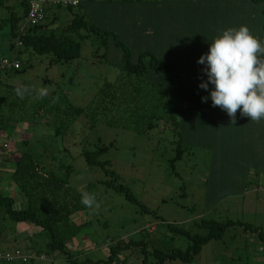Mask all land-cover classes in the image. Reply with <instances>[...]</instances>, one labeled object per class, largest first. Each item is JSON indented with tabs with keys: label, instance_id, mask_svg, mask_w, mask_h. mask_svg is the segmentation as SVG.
<instances>
[{
	"label": "rangeland",
	"instance_id": "rangeland-1",
	"mask_svg": "<svg viewBox=\"0 0 264 264\" xmlns=\"http://www.w3.org/2000/svg\"><path fill=\"white\" fill-rule=\"evenodd\" d=\"M101 1L107 4L104 11L114 9L112 3L117 2ZM130 1L136 3L129 0L128 4ZM4 5H0V56L12 58L16 49L11 50L9 45L16 40L10 38L8 22L3 20L11 12L21 15L22 0H5ZM48 11V14L56 11L67 15L70 20L82 13L89 24L112 30L124 42L132 59L147 51L141 42L145 37H140L137 46L129 34L119 31V24L111 25L108 20L104 29L99 23L101 19H96L98 23L92 21V11L83 2L71 11L54 7ZM63 24L60 22L58 26ZM80 33L86 34L84 30ZM121 54L122 49L112 39L102 45L93 34L81 41L80 54L71 61L52 62L51 54L19 48L20 71L0 73V121L5 122L12 115L18 122L0 132V168H5L0 169V193L13 198L12 208L27 207L26 196L10 180L13 164L24 152L43 170L64 179L62 201H65L60 206L58 203V207L51 202V207L45 210L61 207V213L65 214L66 206L71 208L78 203L82 207L71 213L69 223L60 224L58 231L66 230V237H71L74 230L69 234L70 230L79 226L65 246L74 259L88 264H110L106 262L110 248L130 240L144 241L145 248L119 249V256L112 264H155V250H185L189 245L187 237L169 231L168 225L191 235H205L207 229L199 225L202 220H232L261 227L264 233V161L221 159L211 150L185 145L184 121L179 112L181 102H169L168 95L164 99L165 110L157 112L158 121L150 129L146 116L152 111L150 106L140 108V99L139 107L127 106L130 97L125 104L124 98H105L102 91L105 83L126 82L118 69ZM157 75L148 72L146 79L158 86L163 81H155ZM162 77L163 74L159 78ZM20 86L47 87L49 95L35 100L33 92L21 100L15 94ZM133 86L144 93L141 89L144 85L140 87L133 80ZM76 109L82 112H74ZM98 148H105L96 155L98 161H107L108 165L91 166L85 161L82 151ZM4 149L13 157L2 163ZM104 169L112 175H107ZM112 177H116V186L129 190L135 202L104 183ZM82 191L96 194L101 204L99 211L91 213L77 199ZM47 198L54 201L48 195ZM39 229L29 223L13 222L0 204V250L19 249L24 254L45 255V260L32 259L24 264H69L64 253L46 248L44 244L49 240L46 232L30 234ZM254 237L241 227L229 228L221 240L204 245L192 262L171 264H264V245Z\"/></svg>",
	"mask_w": 264,
	"mask_h": 264
},
{
	"label": "trees",
	"instance_id": "trees-1",
	"mask_svg": "<svg viewBox=\"0 0 264 264\" xmlns=\"http://www.w3.org/2000/svg\"><path fill=\"white\" fill-rule=\"evenodd\" d=\"M4 1L5 0H0V5L3 7L5 6ZM83 1L80 0V3L77 7H80ZM253 1L261 2V4H264V0ZM127 2H129V0H127ZM65 10L71 11L72 8L67 7L65 8ZM26 12L27 0H22L21 15L18 16L16 15V13L11 12L10 16L3 20L4 22H8V34L10 38L16 40L14 44L9 45L11 50L16 49V54H14L12 58L0 56V60H15L19 62L20 66L18 69L13 67L9 69L0 68V73L20 71L21 63L17 57V52H19L20 47L30 49L33 52L41 55L51 54L52 62L71 61L79 56L81 41H83V39H88V37L93 34L94 36L99 38L100 44L106 45L108 40L112 39L113 42L122 49L121 60L118 69L121 73L120 75L125 79L126 82H121L120 84L115 85L105 83L102 89L104 97L107 98L115 96L116 99L124 98V104L130 97L131 100L127 106H139V99L141 100V107L139 106L140 108H143V106L145 108L150 106L149 108H151L150 110L152 111V113L146 116L148 129L155 126L156 122L158 121L157 112L162 108L165 110L164 107H166L167 101H165L164 99L166 95H168L169 97V102L172 103L185 102L193 105L197 110L215 113L217 116L226 114V112L221 110L219 107H213L211 104V100L202 102V97L204 96L201 93L191 89H187L183 85L181 76L176 71L174 65L164 59L159 58L154 53L148 50L142 51L138 56H136L135 59H132L130 53L128 52V49L124 45V42L119 40L116 34L111 31L100 29L95 24H89L82 13L80 14V16L74 17L67 23L63 24L61 27L57 26L54 28L51 27V24L54 21L48 20V22H46L45 16L44 21L40 25L29 27L20 34V27L23 24ZM82 30H84L86 34H81L80 32ZM18 40L21 41L20 46H17L16 44ZM148 72H151V74L153 75L158 74L157 76H155V81L163 82L161 84H158V86H155L153 83L147 81L146 75ZM162 74L163 77L159 78ZM133 80H136L140 87L141 85H144L143 87H141L144 93H141L138 90L137 86H133ZM129 86L130 89L128 90ZM74 112L81 113L82 109H76ZM12 117L13 116L10 115L5 120V122L0 121V132L6 131V127L10 124L14 126L18 123L15 119H12ZM22 142L25 143V141ZM104 150L105 148H98L97 150L92 152L83 150L82 155L84 156L85 161L91 166L108 165L107 161L100 162L96 157L97 154L102 153V151ZM5 152V160L2 163H4L5 161H9L10 158L13 157V155L8 153V151L5 150ZM179 152L180 151L178 150V153ZM67 169L71 171L70 167H68ZM104 171L107 175H112V172L108 169H104ZM10 180L12 184L26 196L27 207L25 209L12 208L14 204L13 198L5 197L0 193V204L5 206L7 216L15 223H29L33 226L39 227L42 232H46L49 235V240L44 244L46 248L50 252L60 251L64 253L65 261L67 263L88 264L87 261L79 262L74 259V257H72V252L67 250L65 246L67 239L71 238L74 235L79 226H74L70 230L69 234H71V231L74 230L71 237H66V230L63 232L58 231L60 224H68V218L70 214L77 211V209H82V207L78 203L72 204L71 208L66 206L65 214L61 213V207H59L58 209L53 207V209L48 211L45 210V207L49 208L52 204H54L55 206L57 205L58 207V203L60 206L62 202L65 201H62V192L64 191V188L66 186V182L64 181V179L58 178L51 172L43 170L41 167H39L37 162L30 154L24 152L21 153L18 156V160L14 162L12 172L10 174ZM104 183L108 187H113L119 192H124L126 198H128L130 201L135 202L128 189H126L122 185L116 186V177H112L111 180L105 181ZM31 191L33 193L30 194ZM68 193L69 192H66V194ZM47 195L50 198H53L54 201H50L47 198ZM35 197L36 201H33ZM78 198L81 199V196L77 197V199ZM51 202L52 204H50ZM199 225L202 228L207 229V233L205 235H191L184 232L181 228H178L174 225H168L167 228L169 229V231L185 235L189 240V245L185 250H181L179 248H174L169 251L155 250V252L153 253L154 257L157 259V263L155 264H171L175 261L190 263L201 252L204 245H206L210 241L221 240L225 232L229 228L233 227H241L244 232H248L249 234H251V236L255 235L254 239H256V241L260 245H264V233L261 227L258 226H253L248 223L232 220L224 222L202 220ZM144 244L145 242L142 240H130L128 242H124L123 245L117 243L110 248L109 256L106 262L112 264L113 261L119 256V249H129L131 246H143L142 249H144ZM0 251L6 252L11 250L2 249ZM20 252L24 254L22 251ZM25 254L29 255V253ZM19 262L22 263L21 261ZM94 264H100V262H96Z\"/></svg>",
	"mask_w": 264,
	"mask_h": 264
},
{
	"label": "crops",
	"instance_id": "crops-1",
	"mask_svg": "<svg viewBox=\"0 0 264 264\" xmlns=\"http://www.w3.org/2000/svg\"><path fill=\"white\" fill-rule=\"evenodd\" d=\"M116 1L112 3L114 9L108 11L103 10L106 1L85 0L83 3L91 9L92 21L98 23L96 19H101L99 23L104 29L108 27V20L111 25L119 24V31L129 34L137 46L140 37H145L141 39L142 45L174 65L183 85L204 97H208L213 86L209 84L208 91L198 87L207 81V77L202 71L206 66L198 64L197 60L207 54L214 38L227 28L247 26L254 36L264 41V7L257 1L196 0L194 3L193 0H136V3L130 1L129 4ZM46 19L54 21L52 28L60 22L70 21L67 15L56 11H50ZM180 108L185 145L211 150L221 159L264 161V120L253 123L247 117H241L238 111L236 123L231 124L227 114L217 116L197 110L185 102ZM0 169L5 170L3 167ZM19 207L23 208L22 205ZM41 232L39 229L30 234Z\"/></svg>",
	"mask_w": 264,
	"mask_h": 264
},
{
	"label": "clouds",
	"instance_id": "clouds-1",
	"mask_svg": "<svg viewBox=\"0 0 264 264\" xmlns=\"http://www.w3.org/2000/svg\"><path fill=\"white\" fill-rule=\"evenodd\" d=\"M195 3V0H193ZM198 64L205 65L202 70L207 77L198 87L208 91V97L202 102L211 100L213 107H219L236 123L239 111L241 117H247L253 123L264 120V41L254 36L247 26L227 28L214 38L208 52L202 55ZM35 95V100H42L49 95L47 87L33 89L20 86L15 89L16 96L23 100L26 96ZM53 97V102H55ZM81 203L95 213L101 204L96 194L82 191Z\"/></svg>",
	"mask_w": 264,
	"mask_h": 264
},
{
	"label": "built area",
	"instance_id": "built-area-1",
	"mask_svg": "<svg viewBox=\"0 0 264 264\" xmlns=\"http://www.w3.org/2000/svg\"><path fill=\"white\" fill-rule=\"evenodd\" d=\"M80 0H27V12L22 26L20 27V34L24 32L25 29L29 27H34L40 25L46 16L47 10L49 8H67V7H77ZM17 46L21 45V41H17ZM20 66L18 61L15 60H0V68H16ZM4 148L8 146L3 145ZM45 260V255H34V254H22L19 250L14 249L11 251H0V263H12L14 261H21L25 263L29 260Z\"/></svg>",
	"mask_w": 264,
	"mask_h": 264
}]
</instances>
